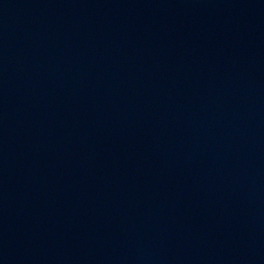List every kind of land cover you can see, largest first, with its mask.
<instances>
[{"label": "water", "instance_id": "95a60500", "mask_svg": "<svg viewBox=\"0 0 264 264\" xmlns=\"http://www.w3.org/2000/svg\"><path fill=\"white\" fill-rule=\"evenodd\" d=\"M0 264H264V0H0Z\"/></svg>", "mask_w": 264, "mask_h": 264}]
</instances>
